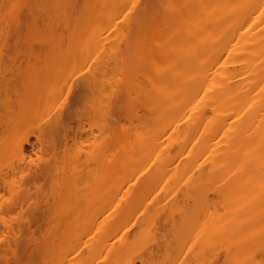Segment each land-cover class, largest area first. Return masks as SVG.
I'll return each mask as SVG.
<instances>
[{
    "label": "bare ground",
    "instance_id": "6f19581e",
    "mask_svg": "<svg viewBox=\"0 0 264 264\" xmlns=\"http://www.w3.org/2000/svg\"><path fill=\"white\" fill-rule=\"evenodd\" d=\"M139 1L123 0L98 19L90 32L81 37L78 56L67 58L61 51L55 52L58 63L65 62L72 68L88 58V62L97 63L95 71L82 83L81 96L84 97L81 101L83 107L86 105L88 116L100 122L103 131L96 127L99 134L111 131L108 133L111 136L119 135V150L105 166L100 158L105 167L100 186L85 198L81 197L83 208L77 215L76 225L67 232L47 264H96L102 252H106L102 264H135L139 256L136 252L142 250L152 236L160 211L169 206L168 202L163 203L165 198L162 199L160 192L167 198L175 192L168 185L158 191L155 187L147 192L139 188L143 174L154 164H158L156 180L161 178L163 183L169 184L179 179L190 186L186 185L187 190L182 194L184 203L172 208L173 213L166 219L174 229L173 241L159 243L161 247L158 244L157 249H150L146 255L143 252L139 256L140 264H218L208 252L223 241L229 246L225 264H264L253 254L256 251L264 254V0L180 1L170 21L159 26L156 17L163 12V6L132 16L133 19L127 15L124 32L116 37L124 47L118 43L114 46L109 43L107 47V42H112L109 40L112 31L107 34L111 26L124 12L132 14ZM143 34L145 37L149 34L148 42ZM116 39L113 42H117ZM165 39L167 41H163ZM121 50L123 58L134 55L138 62L141 58L147 62L142 72L137 69L138 73L136 70L125 73L116 81L107 78L112 74L110 60L103 61L108 63V68L105 63L100 65L102 58H99L107 51L116 57ZM25 54L23 56H29ZM29 57L20 59L16 54L11 58V65L27 61ZM114 60L111 65L122 62ZM124 63L127 64L125 60ZM117 68L120 71L121 67ZM72 76L69 82L53 77L51 83H71L76 74ZM138 76L150 84L145 93V88L136 91ZM112 80L117 83L115 86ZM10 82L14 88L15 83ZM127 93L129 96L125 95V99L131 105L140 103L138 98L142 99L140 107L137 105L141 112L135 113L133 119L141 131L133 135L128 129H119L118 125L117 133L114 127L119 121L117 103L122 102L121 96ZM51 98L48 93L40 99L52 108H48L49 116L55 111L59 113L64 106L52 102ZM63 118L60 114L57 116L56 130L63 128L62 139L66 142L68 130L63 126L66 119ZM74 118L70 120H76ZM23 127L18 125L17 132ZM82 129L73 133L72 142L76 146L80 144L77 141L82 142ZM86 138L88 142L89 136ZM28 142V139L21 142L19 150ZM59 144L52 139L47 147L55 153L65 145L62 143L60 147ZM172 146L180 150L178 156H171ZM62 148L65 154L69 150ZM129 174L134 175L131 185L127 183ZM210 193L216 194L222 202L224 218H219L214 210ZM20 199L22 210L25 199L23 196ZM155 205L157 213L148 216L149 208ZM6 211H10V207L0 205V214ZM141 215L145 217L141 224L148 229L136 238L130 228L138 225ZM96 216L99 217L95 219ZM196 223L200 226L194 227ZM8 227L5 229L9 230ZM90 236L91 241L87 239ZM113 239H117L118 245ZM112 240L116 245H110ZM85 248L95 253L94 260L83 257ZM159 248L165 254L163 257L158 256Z\"/></svg>",
    "mask_w": 264,
    "mask_h": 264
},
{
    "label": "rangeland",
    "instance_id": "374dc122",
    "mask_svg": "<svg viewBox=\"0 0 264 264\" xmlns=\"http://www.w3.org/2000/svg\"><path fill=\"white\" fill-rule=\"evenodd\" d=\"M180 1L185 0H140L132 14L128 11L124 12L116 20V24L111 26L107 34L112 31L111 39H109L112 42H107V47H109V43L113 46L116 43L122 44L121 46L124 47L123 43L117 40L119 38L117 36L124 32L125 25L123 23L128 16L129 19H133L132 16L142 14L151 10V8L158 9L163 6V12L156 17L159 26L170 21L171 13ZM122 2L123 0H0V205L10 207V211L0 214V264H47L67 232L76 225L77 215L83 208L81 197L85 198L98 189L106 161L112 159L113 155L119 150V135L118 137L111 136L108 134L112 133L111 131L108 133L104 131L103 135L102 132L99 134L102 130L100 122L98 123L96 119H92L91 115L88 116L89 114L85 110L86 105H84V108V102L81 101L84 97L81 96V94L83 95L82 83L95 71L97 63L94 60L88 62V58L82 60L83 62L79 66L72 68L65 62L58 63L55 52L61 51V54L63 56L67 55V58L78 56L81 37L83 38L84 35L90 32L98 19L103 18L107 11L122 4ZM153 3L154 7H151ZM155 4H159V6ZM126 20L128 21V19ZM116 27H118L117 30H115ZM166 30L168 29L166 28ZM146 32L143 33L146 34ZM145 34L142 36L145 37ZM148 35L145 37L147 42ZM144 37H142L143 41L145 40ZM115 39L117 42H113ZM144 42L141 45L145 48L146 44L144 45ZM141 45L139 47L142 49ZM25 52L29 56L30 53H33L32 57L26 54V57L23 56ZM110 53V51H107V54L105 53L99 58V60L102 58V61L98 60L99 63L102 62L100 65L106 64V66L113 67L114 64L111 65V63L114 59L118 60L119 63L121 62L123 50L116 54L118 55L117 58ZM16 54L20 59L28 57L30 59L18 61L17 65L15 63L11 65V58ZM120 55L122 58H118ZM126 57L128 59V56ZM132 57L129 58L130 60L123 58L127 64H123L124 60L119 65L116 64L117 61L114 62L116 64L114 65L115 69L108 66L109 69H112L111 73L113 75L110 74L112 76L109 75L107 78L111 77L117 81L118 79L121 80L125 73L134 72L135 70L137 73L139 70V72H142L143 64H146L147 61L144 60L145 58L144 61L141 58L140 61L143 62L139 63L140 61H137L139 59L136 60L134 55ZM109 60L112 62L110 63ZM103 61L109 62V64ZM116 66L121 67L120 71ZM235 69L237 70V68ZM87 71L90 72L87 73ZM73 74H76V76H74V81L72 80L71 83H51L53 77L65 79L69 82ZM141 78V76L137 77V88L138 86L139 88L136 91L145 88L143 91L145 93V90L148 91L150 84H147L148 81L145 82ZM9 81L15 83V89L12 88ZM48 93L52 97V102L54 100L56 104H64L58 111L59 113L55 111L56 113L53 112L54 114L52 113L50 116L48 110L50 107L45 106V102L42 103L40 100ZM125 95L127 96L128 93L124 94V97L121 96L122 102L117 103L116 110L119 123L117 122L114 127L116 128L118 125L119 129H124L123 131L128 129L129 133L133 135L135 131H141V129L136 128L138 123L133 119L135 113L141 112V108L137 107L142 99L138 98L140 103L132 102L133 105H131L125 99ZM131 96L133 98L132 93ZM135 97L137 98V95ZM128 99L131 101L130 97ZM83 112H85V115L87 113V116H82ZM59 114L62 115V118H66H63V126L64 128L67 127L68 130V132L65 130L68 133L66 142H63L62 139L63 128L56 130ZM70 114L76 120H70L73 119L71 116L69 118ZM88 117L89 119H87ZM20 124L24 127L17 132L16 128ZM130 125H133L132 127L135 130ZM96 127L100 129L99 132ZM81 128H83V131L80 130L83 135L82 142L77 141V144L79 142L80 144L76 146V143L72 142L73 133ZM118 128L115 130L117 131ZM91 134L93 138L96 136V139L91 138ZM86 135L90 138V140H87L88 142H86L88 138H86ZM38 138L42 140V143L39 142ZM23 139L24 141L28 139L29 142L24 144L20 151L19 146L21 142H24ZM52 139L56 143L60 142V147L64 145L62 143H65L62 147L69 149L67 153L63 152L62 149L64 148L62 147L57 149L55 153L51 152L50 147H47V145ZM174 148L172 146L173 150L170 149L171 156H178L180 150L178 147ZM100 158L104 160L103 167ZM181 160H183V157ZM152 163L153 161L150 162V164ZM157 166L158 164H154L153 168L148 166L149 171L143 174V178L141 177L142 182H140L139 188L147 192L155 187V190L158 191L161 187L168 185L169 189L175 192L168 198L163 192H160L162 199L165 198L163 203L167 204L168 202L169 206L160 211L161 215L157 217L155 229L152 230L153 233L151 232L152 236L148 237L149 240L146 242L147 244H144L145 246L143 245L142 250L136 252L139 256L143 255V252L146 255L150 249L153 250L155 247L157 249V245L161 242L173 241L174 229L166 222V219L169 218L170 212L173 213L172 208L181 205L183 202L182 194L187 190L186 185L190 186V184H186V181L179 179H175L169 184L163 183L161 178L156 180ZM130 177L133 179L129 180ZM1 179H4L8 188ZM133 180L134 175L128 176L127 183L131 185ZM22 196L25 202L21 205V210L19 202L22 200L20 199ZM209 198L213 201L214 210L220 216L219 218H224L225 211L220 199L212 193L209 194ZM190 205L192 206V202ZM157 209L156 205L150 207L148 216H154ZM20 210L25 214L21 213ZM26 214H28L27 217H25ZM98 217L96 216L95 219ZM175 218L178 217L175 216ZM138 219V225L130 228V232L136 238L137 235L145 234L148 229L141 224L142 219H145V217L141 215ZM19 224H22V226ZM198 226H200L199 223L194 224V227ZM5 227H8L9 230ZM87 239L91 241L92 238L90 236ZM113 240L116 242L117 239ZM113 240L110 245H116L117 242L115 243ZM158 250L160 251V248ZM228 250V243L223 241L222 244L213 247L208 253L210 257L218 260V264H225ZM136 253L135 255H137ZM253 254L258 258L257 260L264 261V254L257 251ZM82 255L86 260H94L95 257V253L89 248H85ZM105 255L106 252H102L100 254L101 258L97 260L96 264H102ZM164 255V252L161 251L158 254L160 257ZM139 256L137 255L136 259L134 257L135 264H140Z\"/></svg>",
    "mask_w": 264,
    "mask_h": 264
}]
</instances>
